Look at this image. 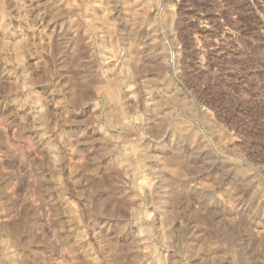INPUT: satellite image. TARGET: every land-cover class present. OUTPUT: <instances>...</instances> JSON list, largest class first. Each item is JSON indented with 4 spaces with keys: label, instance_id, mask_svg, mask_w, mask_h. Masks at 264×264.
<instances>
[{
    "label": "rangeland",
    "instance_id": "rangeland-1",
    "mask_svg": "<svg viewBox=\"0 0 264 264\" xmlns=\"http://www.w3.org/2000/svg\"><path fill=\"white\" fill-rule=\"evenodd\" d=\"M160 11L0 0V264H264V0Z\"/></svg>",
    "mask_w": 264,
    "mask_h": 264
},
{
    "label": "built area",
    "instance_id": "built-area-1",
    "mask_svg": "<svg viewBox=\"0 0 264 264\" xmlns=\"http://www.w3.org/2000/svg\"><path fill=\"white\" fill-rule=\"evenodd\" d=\"M164 5H165V0H160V7H161L160 15L162 14V11L164 9ZM163 31L165 32V29L164 28H163Z\"/></svg>",
    "mask_w": 264,
    "mask_h": 264
}]
</instances>
